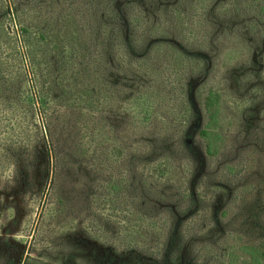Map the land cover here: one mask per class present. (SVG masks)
Returning a JSON list of instances; mask_svg holds the SVG:
<instances>
[{"label": "trees", "instance_id": "1", "mask_svg": "<svg viewBox=\"0 0 264 264\" xmlns=\"http://www.w3.org/2000/svg\"><path fill=\"white\" fill-rule=\"evenodd\" d=\"M195 1L200 0H29L24 5L37 13L24 26L22 41L43 78L40 178L48 193L52 190L51 217L68 216V185L80 189L81 218L64 235L58 264H264V137L250 135V123L238 134L236 150L249 158H225L229 136L222 130V94L209 89L200 106L196 88L204 76L182 70L172 75L180 79L176 90L185 118L175 147L154 127L153 97L144 92L151 89L146 80L153 70L170 67L169 56L161 58L158 48L202 64L205 75L217 43L237 32L246 38L251 32L258 44L251 42L249 66L232 75L254 77L262 69L260 0H207L190 17ZM179 20L186 27L181 33ZM193 25L201 29L197 34L189 28ZM168 81L174 83L170 76ZM112 98L138 103V108L128 104L136 127L145 129L135 148L106 142L126 124L124 104L116 112L107 110ZM141 102L149 106L143 118ZM178 161L186 165L180 185L173 180ZM24 264L56 263L40 257Z\"/></svg>", "mask_w": 264, "mask_h": 264}, {"label": "rangeland", "instance_id": "2", "mask_svg": "<svg viewBox=\"0 0 264 264\" xmlns=\"http://www.w3.org/2000/svg\"><path fill=\"white\" fill-rule=\"evenodd\" d=\"M28 2L0 0V264H24L28 259L40 257L58 264L60 262L55 257L57 252H61L63 237L72 231L70 229L74 228L75 220L81 218V205L77 200L80 189L67 186L71 201L68 202V216L52 218V190L48 193V187L44 188L43 178H40L44 172L39 155L44 145V122L38 94L43 78L22 41L24 26L33 23L37 17L36 12L30 13L24 7ZM206 3L207 0L193 2L188 9L189 16H196L199 8ZM257 3L264 5V0ZM176 27L178 33L186 29L182 20L176 23ZM189 28L196 30V34L201 30L198 25ZM236 34L217 43L216 57L205 75L202 64L192 59L183 61L174 58L177 53L173 50L158 48L157 54L161 58L166 60L169 56L167 61L171 60L170 67H164L159 72L153 70L146 80L151 83V89L147 86L144 92L148 98L150 95L153 97L154 127L168 134L175 147L179 146L181 123L185 118L182 113L184 105L179 90H176V81L180 79L179 76L173 79L172 75L182 70L201 72L204 76L205 82L196 88V99L200 106L209 89H218L222 94V130L229 136L225 158L231 161L236 158V162L249 158L247 152L238 153L236 150L238 134L240 136L241 131H246L245 126L250 123L254 126L249 130L250 135L264 137V55L263 67L257 76H233L232 72L241 73L249 66L251 42L253 46L258 44L253 40L255 38L252 39L251 32L247 33V38ZM169 76L174 83L166 85L170 82ZM120 104L124 103L116 98L106 101L107 110L112 109L113 112L118 111L116 109ZM128 104L138 108L136 100L125 103L122 111L127 113L123 118L126 124H122L119 132L111 133L106 139V142L117 143L126 150L137 146L138 135L143 129L136 127L135 111ZM141 104L139 110L143 111L140 113L138 110V115L143 114L139 115L143 118L149 106L144 102ZM236 139L238 141L234 146ZM221 160L225 161L223 156ZM185 161L176 163L178 173L176 170L173 173L176 185L182 183Z\"/></svg>", "mask_w": 264, "mask_h": 264}]
</instances>
